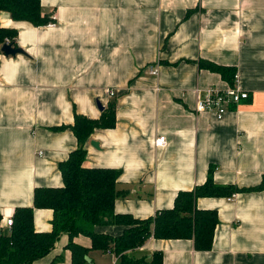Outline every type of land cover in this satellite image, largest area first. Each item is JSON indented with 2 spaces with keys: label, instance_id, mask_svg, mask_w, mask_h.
<instances>
[{
  "label": "crops",
  "instance_id": "crops-1",
  "mask_svg": "<svg viewBox=\"0 0 264 264\" xmlns=\"http://www.w3.org/2000/svg\"><path fill=\"white\" fill-rule=\"evenodd\" d=\"M46 26L0 13L24 54L0 52V231L35 189L63 186L59 164L79 148L76 115L99 120L114 104L115 125L96 128L83 144L85 168L119 171L113 204L118 215L152 218L174 207L179 193L213 184L259 186L264 176V0H40ZM208 62L234 67L248 99L222 119L196 113V93L229 85ZM156 70L152 76L150 71ZM111 90L113 96L107 93ZM159 136L163 148L154 146ZM94 142L96 146H92ZM214 211L209 251L192 240L149 238L133 257L162 254V264H264V188L232 197H201ZM50 209H34L36 232L52 230ZM123 225L94 232L119 237ZM61 234L33 264H71ZM87 264H118L111 250H93Z\"/></svg>",
  "mask_w": 264,
  "mask_h": 264
},
{
  "label": "trees",
  "instance_id": "trees-1",
  "mask_svg": "<svg viewBox=\"0 0 264 264\" xmlns=\"http://www.w3.org/2000/svg\"><path fill=\"white\" fill-rule=\"evenodd\" d=\"M7 12L15 21H25L33 26H46L51 18L41 11L40 0H0V13ZM14 30L0 26V48L8 41L15 47ZM16 48V47H15ZM201 67L218 73L229 87L235 86L234 67L218 66L200 62ZM114 104H111L99 120H89L76 115L71 127L79 148L59 164L63 186L61 188L35 189L33 205L16 209L10 232L0 231V264H33L46 256L61 234L69 242L66 249L71 253V264H87L89 249L73 242L78 235L91 239L93 250H111L118 264H162V254L135 258L132 252L149 238L157 240H192L197 251L211 249L213 230L217 224L214 211L198 210L196 200L201 197H232L235 193L258 191L264 188V176L256 188L237 189L213 184L212 171L202 186L190 192L179 193L170 210H163L154 217L135 220L129 215L114 213V201L124 195L116 190L119 171L113 169L85 168L83 144L96 128H112L115 125ZM34 209H50L53 213L52 230L36 232L33 226ZM123 225L126 227L119 237L94 232L96 226Z\"/></svg>",
  "mask_w": 264,
  "mask_h": 264
},
{
  "label": "built area",
  "instance_id": "built-area-1",
  "mask_svg": "<svg viewBox=\"0 0 264 264\" xmlns=\"http://www.w3.org/2000/svg\"><path fill=\"white\" fill-rule=\"evenodd\" d=\"M52 23V22H51ZM49 23L48 25H50ZM8 44V41H6ZM152 76L156 75V70L150 71ZM237 82V77L235 83ZM109 96H113L111 90L107 92ZM248 99V94L236 87H229L225 90H220L217 88L210 87L205 90H198L196 93V113H211L218 120L222 119L227 113L229 108L237 106L241 101ZM166 139L163 136H159L154 141V146L157 148H163L165 146ZM13 223L12 218H6L4 220V225L8 229L11 228Z\"/></svg>",
  "mask_w": 264,
  "mask_h": 264
},
{
  "label": "water",
  "instance_id": "water-1",
  "mask_svg": "<svg viewBox=\"0 0 264 264\" xmlns=\"http://www.w3.org/2000/svg\"><path fill=\"white\" fill-rule=\"evenodd\" d=\"M0 52L5 56H16L18 54H24V51L21 48L18 47H13L12 44H7L5 43L4 45L1 46L0 48ZM92 146H96V144L94 142H91Z\"/></svg>",
  "mask_w": 264,
  "mask_h": 264
}]
</instances>
